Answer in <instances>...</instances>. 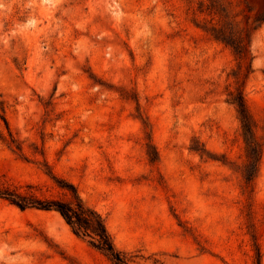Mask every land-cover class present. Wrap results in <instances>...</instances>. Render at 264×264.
<instances>
[{
	"label": "rangeland",
	"instance_id": "obj_1",
	"mask_svg": "<svg viewBox=\"0 0 264 264\" xmlns=\"http://www.w3.org/2000/svg\"><path fill=\"white\" fill-rule=\"evenodd\" d=\"M45 165L130 264H264V0H0V188ZM0 264L111 263L0 199Z\"/></svg>",
	"mask_w": 264,
	"mask_h": 264
},
{
	"label": "trees",
	"instance_id": "obj_2",
	"mask_svg": "<svg viewBox=\"0 0 264 264\" xmlns=\"http://www.w3.org/2000/svg\"><path fill=\"white\" fill-rule=\"evenodd\" d=\"M217 31H214L215 39H219L216 35ZM235 52L238 56L242 55L237 50ZM250 69L251 65L247 64L246 72L249 73ZM230 103L235 106L242 133L244 137L249 138L253 155H258L260 145L255 137V125L241 91L237 90ZM15 146L20 151V147ZM45 175L52 181L57 190V196H44L38 193L40 189L37 186L26 185L24 191H20L19 188H0V199L20 211L35 209L55 212L75 236L87 240L89 246L102 254L111 264H130V258L115 247L102 215L82 200L77 188L67 180L58 177L46 165ZM256 264H260L258 251H256Z\"/></svg>",
	"mask_w": 264,
	"mask_h": 264
}]
</instances>
